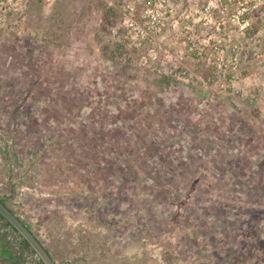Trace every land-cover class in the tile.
Returning a JSON list of instances; mask_svg holds the SVG:
<instances>
[{"label":"rangeland","instance_id":"374dc122","mask_svg":"<svg viewBox=\"0 0 264 264\" xmlns=\"http://www.w3.org/2000/svg\"><path fill=\"white\" fill-rule=\"evenodd\" d=\"M137 2L0 24V196L58 264H264V0Z\"/></svg>","mask_w":264,"mask_h":264},{"label":"trees","instance_id":"16d2710c","mask_svg":"<svg viewBox=\"0 0 264 264\" xmlns=\"http://www.w3.org/2000/svg\"><path fill=\"white\" fill-rule=\"evenodd\" d=\"M143 1H144L142 2L143 4H139V2H137L138 4L137 9L138 7H140L141 9L144 7L146 8L147 0H143ZM136 12L135 14H137ZM2 202L5 205H7L15 214H17L16 211L8 205L7 196L2 197ZM22 220L27 225L28 228L32 229L30 223H28L24 219ZM0 259L5 260L10 264H45L40 258H38L35 255V250L30 246L29 242L17 231V229L1 213H0Z\"/></svg>","mask_w":264,"mask_h":264},{"label":"water","instance_id":"95a60500","mask_svg":"<svg viewBox=\"0 0 264 264\" xmlns=\"http://www.w3.org/2000/svg\"><path fill=\"white\" fill-rule=\"evenodd\" d=\"M0 213L17 229L35 250V255L45 264H58L45 245L39 240L32 229L28 228L23 220L2 202L0 196Z\"/></svg>","mask_w":264,"mask_h":264},{"label":"built area","instance_id":"2783aa9c","mask_svg":"<svg viewBox=\"0 0 264 264\" xmlns=\"http://www.w3.org/2000/svg\"><path fill=\"white\" fill-rule=\"evenodd\" d=\"M29 0H0V24L9 19L11 15H15L26 11ZM147 6L143 10L144 17H156L151 12L152 0H147Z\"/></svg>","mask_w":264,"mask_h":264}]
</instances>
